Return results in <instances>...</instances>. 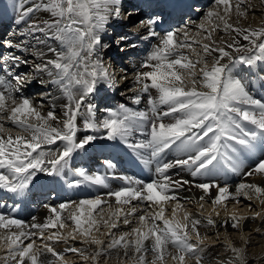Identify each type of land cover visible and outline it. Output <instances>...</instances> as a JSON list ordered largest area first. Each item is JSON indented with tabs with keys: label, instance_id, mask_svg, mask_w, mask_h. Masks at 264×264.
Segmentation results:
<instances>
[{
	"label": "snow or ice",
	"instance_id": "snow-or-ice-1",
	"mask_svg": "<svg viewBox=\"0 0 264 264\" xmlns=\"http://www.w3.org/2000/svg\"><path fill=\"white\" fill-rule=\"evenodd\" d=\"M155 2L166 8L175 0ZM143 3L17 0L13 35L19 39L0 41L7 50L0 51V193L24 197L41 179L96 192L44 204L43 223L0 211L3 264H67L69 253L82 264H107L114 253L117 264H256L249 255L264 260V244H254L253 229L245 225L260 221L254 231L264 229V185L247 182L264 181V100L251 95L235 71L240 65L264 72V22L257 28L240 23L249 15L264 17V0H210L197 21L170 28L163 11L145 12ZM141 44L144 55L131 70L116 64L115 56L134 55ZM120 83L129 103L99 107L100 93ZM37 86L46 97L39 102L26 91ZM97 140L119 141L151 175L118 174L110 161L104 174L75 167V155ZM257 153L245 170L242 157ZM229 173L241 177L235 191L227 180L221 183ZM112 180L120 183L113 187ZM193 189L198 198L181 196ZM193 200L201 209L195 215L185 208ZM2 201L0 196V209H6ZM209 201L217 217L229 201L243 204L248 215L233 210L213 220L210 213L202 223L198 217ZM133 220L135 226L119 231ZM211 229L216 242L224 229L227 257L214 255L215 245L206 243L213 241ZM78 239L83 247L76 246ZM61 243L63 252L57 251Z\"/></svg>",
	"mask_w": 264,
	"mask_h": 264
},
{
	"label": "bare ground",
	"instance_id": "bare-ground-1",
	"mask_svg": "<svg viewBox=\"0 0 264 264\" xmlns=\"http://www.w3.org/2000/svg\"><path fill=\"white\" fill-rule=\"evenodd\" d=\"M198 1H199V11H198V13H196L194 15L193 18H191L192 21H197V18L201 15L202 11L205 10L208 7L209 3H210V0H198ZM30 2H31V0H30ZM148 2H151V0H144L143 5L145 4L148 7L147 9L143 7L144 11L145 12H151V11L153 12L154 10H156L155 6L149 5ZM257 2H258V0H257ZM16 3H17V0L15 2H9L8 5L5 7V6H2L4 3L0 2V10H1V12H3L4 19L7 22L8 26L10 25V26L18 27L14 23L15 17L17 15L16 10H15ZM1 15H2V13H1ZM47 15H48L47 13H40L39 14V16L41 18H47ZM188 20H189V18H187V20L184 21V22H187ZM262 22H264V17L259 16V15L255 16V17L252 16V15H249V17L247 19H242L240 21L241 26L247 27V26L250 25L253 28L259 27L262 24ZM181 23L182 22L174 23L170 27L178 26ZM19 27H23V25H20ZM220 35H222V33H220ZM16 39H19V37L16 38ZM133 51L135 53L134 55L125 56V58H127V64L122 65V67H125V68H128V69L131 70L132 69V65L135 64L139 59H141L143 57V55H144V46H143V44H141L140 48H138L136 50H133ZM193 59H195V57H193ZM115 61H116V63H118L117 60H115ZM235 71L239 73V78H241L243 80V82L249 87L251 95H253L255 98L264 100V87H261V84L264 83V72H261L259 70L258 66L252 67V69L249 71V70H246V69H242L241 66H239V65H237ZM116 73H117V76L120 75L119 68L116 69ZM129 79H131V76L129 77ZM48 87L51 89L53 95H55V96L59 95V93L57 92V90H56V88L54 86L49 85ZM122 87H123V84L120 83V84H118V86H117V88L115 90H111L113 92V95H112V97H113L112 100L113 101L117 102L116 99H118L120 102L127 101L125 99V97L120 94V89ZM35 88H39V87L37 86V87L29 88L28 90H26L27 94H29L32 97H34L37 102H39L41 99H46V97H43L42 92L41 93L38 92V94H35L33 92V89H35ZM131 94L132 93H129V95H131ZM56 103H57L56 111L59 112L60 111L59 101H57ZM144 106L145 105L143 103L140 105L141 108H143ZM45 110H47V106H46ZM81 128H82V125H81ZM85 134L86 133L83 132V131L78 133L79 136H83ZM258 155H259V153H257L256 156H250V157H247V158H243L242 157L245 170L248 168L250 163L257 158ZM183 175L185 176V178L191 179V177H189L187 175V173H184ZM240 179H241L240 176H238L236 174H232V173H229L227 177H221L220 178L221 183H223L225 180H227V182H230L229 183L230 185H233V188H230V191H235L234 185L237 182H239ZM251 179H252V177L249 178L247 182L264 185L261 182L260 179H258L257 182L251 181ZM231 180H234V181L231 182ZM181 196L183 197V196H188V195L185 194V193H181ZM191 196H194V197L198 198V196L196 195L195 192H192ZM244 203L246 204L247 201H245ZM48 204L55 205V204H57V202L56 203H48ZM193 205L194 206H198L195 203V200H193V202H191V203L185 204V208L195 215L196 212H194L192 208L187 207V206H193ZM210 206H211V203L207 202V203L204 204V207L207 210L209 209ZM173 207H174L173 203H169L167 205L166 215H168L169 217L171 216V209ZM194 210H196V209H194ZM218 210L221 213L220 217H217L212 210L209 211L208 215L211 213V216H212L213 220L225 219V218H227V215L230 214L233 210L237 211L238 214L241 215V216L248 215V211L244 207L243 204H239L238 205V204L233 203L232 201L228 202V211L227 212H225L223 210V208H219ZM182 214H183L182 212L179 213V216L182 217ZM203 214H205V212ZM47 215H48L47 210L44 207H42L39 211L33 213L31 216H28V218L25 221L31 223L32 222V218L35 217L36 218V222L43 223L44 220H45V217ZM200 219H201L202 222L204 221V218H200ZM135 224H136V221L133 220V223L131 225H126V226L125 225H121V228L119 229V231H127L131 227L135 226ZM245 225H246V229H249V228L253 229V236H254L253 243L254 244H264V240L261 239V236H264V229H262V231L260 233H256L254 231V229L257 226L260 225V221H256L255 224H252L251 221H248V222H245ZM63 231L66 234L68 231H70V228H66ZM227 231L229 233H232V235L230 237L232 240L239 241V236L234 233V230L229 228ZM201 233H202V235L205 234V229L202 228L201 229ZM207 234L211 235L213 237V241H207L206 243H212V244L215 245L214 255H216V256H218L220 258H225L228 255H230L228 253H225L224 248L222 246L223 243L225 242L224 229L220 230L219 242H216V240H215L216 229H211L210 231H208ZM105 239H106V237H105ZM75 244H76L77 247H83V245L80 244L79 239L75 242ZM65 247H66V245L61 243V244H59L57 246V251L63 252ZM259 251H260L259 248L253 249V252H259ZM5 254H6L5 251L0 250V257L4 256ZM42 259H45V260L51 259V256L49 254L46 257H42ZM65 260H66L67 264H82V261L79 259V257H77L75 254H71V253L66 254ZM249 260L250 261L255 260L256 264H264V260H260L258 257H255L253 255H249ZM0 264H3V262L0 261ZM107 264H117V259H116L115 253L113 254V259L107 261ZM129 264H131V261H129ZM169 264H172V262L169 261ZM193 264H194V262H193Z\"/></svg>",
	"mask_w": 264,
	"mask_h": 264
},
{
	"label": "rangeland",
	"instance_id": "rangeland-1",
	"mask_svg": "<svg viewBox=\"0 0 264 264\" xmlns=\"http://www.w3.org/2000/svg\"><path fill=\"white\" fill-rule=\"evenodd\" d=\"M15 1H16V0H0V2L4 3L2 6H5V7L8 5L9 2H15ZM258 179H260V178H259V177H252L251 181H255V182H257ZM260 180H261V179H260ZM261 182L264 184V181L261 180ZM232 188H233V187H232ZM192 192H195L197 196L200 195V193H199L198 190L193 189ZM192 192H187V193H185V194H187L188 196H191ZM208 203H210V201H209ZM192 204H193V203H192ZM187 207L192 208L193 211L196 212V214L201 212V209L199 208V206H194V205H193V206H187ZM194 209H196V210H194ZM210 210H212V207H211V206L209 207L208 210L204 207L203 210H202V215H200L199 218H205V217H207V216H208V213H209ZM204 212H205V214H203ZM202 223H203V222H202Z\"/></svg>",
	"mask_w": 264,
	"mask_h": 264
}]
</instances>
